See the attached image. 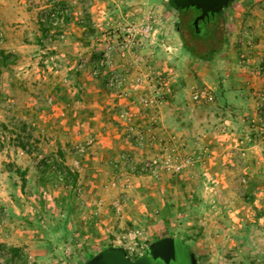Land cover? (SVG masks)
Listing matches in <instances>:
<instances>
[{
  "label": "rangeland",
  "instance_id": "1",
  "mask_svg": "<svg viewBox=\"0 0 264 264\" xmlns=\"http://www.w3.org/2000/svg\"><path fill=\"white\" fill-rule=\"evenodd\" d=\"M62 2L70 6L68 20L75 16L84 27L85 42L71 43V46L77 51L78 46L86 47L85 52L94 60L92 64L90 59L80 58L75 65L76 74L88 67L89 79L101 77L103 89L121 99L116 103L128 105L123 99H130L129 107L135 113L132 124L144 137L141 144L131 141L137 146L138 154L128 151L110 157L107 167L110 173L102 184L114 191L106 198L104 191L107 190H102L95 198L98 189L88 186L92 180L98 183L102 178L99 167L91 164L85 166V173L78 171L80 160L89 154L91 142L79 131L83 125L79 126L75 116L61 113L80 109L68 106L51 111L53 99L59 101L63 95L60 89L46 97L44 91L48 90L49 81L38 80L33 75L21 78L18 74L32 64L42 75L61 67L59 54L65 51L62 47L68 45L54 42L67 40V25L61 36L46 17L48 8L39 12L35 22L48 31L39 40L36 31L28 34L24 33L27 29H23L18 45L23 47L33 42V49L28 51L31 57L19 59L0 72V206L5 211L0 221V243L22 248L24 258L16 264H82L111 244L126 247L135 257L150 242L171 234L190 245L199 264H264V104L254 116H246L245 129L252 128L255 133L252 139L237 137L236 143L231 140L233 143L216 144L215 148L207 149L210 154L205 153L206 149L194 147L188 138L184 140L181 136L178 142V128L171 129V135L164 139L161 148L146 153L154 134L150 130L152 139L147 138L140 120L144 115H151L152 108L158 110L169 101H184L194 108V115H202L205 103L191 98L194 90L208 87L207 83L200 82V76L215 72L216 77L221 78L222 70H231L230 65L236 73L244 71L245 54L241 56L237 51L231 54L233 57L226 54L231 43L241 45L233 37L236 23L229 20V13L236 11V4L223 10L220 50L205 59L186 45L182 34L185 17L169 0H74L78 6L76 12L73 3ZM191 16L186 14V20ZM237 30L236 37L241 35V30ZM0 31L3 34L1 46L8 51L17 46L8 41L2 28ZM199 38L196 45L203 50L205 45ZM36 42L40 44L37 47ZM101 58L103 66L98 65ZM226 58L231 60L224 63ZM263 59L264 55L261 63ZM76 74L68 82L66 89L70 91L64 93L71 102L82 98L75 90ZM112 74L117 75L118 81L116 86L110 87L107 79ZM31 87L41 91L44 110L57 113L63 124L58 122L57 125V121L32 124L27 118L31 116L29 106H19L23 101L24 105L28 103L20 90L29 94ZM142 94L151 97L150 105L139 104ZM59 105L55 103L54 107ZM16 120L25 121L33 135L37 128L44 131L40 132L41 138L45 135L39 140L42 143L33 144L32 154L18 152L12 141L19 131ZM213 124L215 126L216 121ZM125 127L122 126L123 132ZM58 134L69 141L68 152L74 156L71 162L43 149L44 142ZM192 150H197L199 155L191 153ZM163 153L174 155V161H189L180 170L168 169L161 162ZM22 157L34 168L41 164L45 172L22 170L18 164ZM49 157L55 159L56 166L47 160ZM153 159H157L156 164L147 167L146 163ZM60 161L70 167L71 174L65 173L58 164ZM61 174L68 182L58 176ZM65 206L73 207L75 213L69 217L73 232L52 236L47 229L51 223L48 217L53 218L54 213ZM2 257L0 253V264L4 261Z\"/></svg>",
  "mask_w": 264,
  "mask_h": 264
},
{
  "label": "crops",
  "instance_id": "2",
  "mask_svg": "<svg viewBox=\"0 0 264 264\" xmlns=\"http://www.w3.org/2000/svg\"><path fill=\"white\" fill-rule=\"evenodd\" d=\"M68 2L71 4L73 3L72 7L74 12H76L78 6L76 3L74 4V0H68ZM235 4L236 11H231L229 13V20L230 22L236 23L234 30L236 35L238 32L237 29L241 30V35L238 37L233 33L234 39L241 43V45L231 43L228 53L226 54L230 57L236 53V51L238 54L240 53L241 56L245 54L247 58L243 59L244 65L242 66V70L244 71L242 73H236L230 65V68H227L231 70H222L221 76L223 77L221 78L216 77L215 72H209L208 74L203 73L200 76V82L207 83L208 87L213 90L215 97L214 101L204 104L203 108L206 111L204 110L202 115H194V108L191 104H189L190 106L186 105L184 101H169L170 103L168 102L161 105L158 110H156V107L152 108L153 111L151 115H144L145 117L140 119L146 130L147 138H150V132L154 134V141L150 142V147L145 149L146 153L152 152V150L155 151L158 147L161 148L164 139H167L168 136L171 135V129L175 128L180 129L179 132H176L179 135L178 142H180L181 136L184 137V140L188 138L193 142L194 147H201L203 150L206 149V154H210L207 152V149H210L211 146L214 147L216 144H221L222 146V143H233L231 140L236 143L237 137H254L255 133L252 132V128L245 129V120L247 115L250 117L251 115L254 116L255 112L261 110V106L264 104V74L261 72V57L264 55V1L233 0L224 9H230L231 5L233 6ZM48 6L49 0H0V28L4 30L5 36L9 42H15L17 44V46L15 45L9 50L16 53V61L19 59L21 61L23 58H27V56L30 58L31 53L28 51L33 49V46H31L33 42L23 47L18 45V43L21 42L20 38L22 39L23 36V29L26 28L28 31L24 30V33L28 32V34H31L32 30L36 31V34L39 35V40H41V36L48 31L35 22V17L39 12L41 13V11L48 8ZM33 23H35V26ZM81 25L78 19L72 16L67 23V40L61 41V43L60 41L54 42V44L67 43L68 45L62 47L65 51L59 54L62 58L60 69L54 72L47 71L48 73L42 75L39 73V69L36 71L32 64L31 68L27 67L18 74L21 78H27L33 75L38 80L44 82L49 81L51 84L47 87L48 90L44 91V93H47L46 97H48V94H53V92L60 89L63 95L60 97L59 101L53 99L55 102L52 104L51 111L59 108L67 109L68 106H70L71 109L75 107L80 109L61 112L75 116L79 126L81 127V125H83L79 131L86 139L89 138L90 140V138H92L89 154L84 160H80V169L78 171L85 173V166H91V164L99 167L97 170L101 173L102 178L98 183L94 182L96 180H92L91 185L88 187L98 189V191L94 193L95 198L98 197L96 194H101L102 190H107L104 191V195L106 198H109L114 190L110 186H105L107 188H104L102 183L104 182V178L106 179L110 173V170L107 169V167L110 166V157H117L128 151L136 153L138 148L133 142L125 141L121 138L123 134L122 126L125 120L114 110V103H120L121 99L118 97L114 98L112 94L103 89V79L101 77L96 76L94 79H89L88 67H85L84 70H79L76 74L77 68L75 69V65L80 61V58L85 61L90 59L85 52L86 47L78 46L79 51H77L71 46V43L73 45L75 43L82 44V41L85 42V38L83 37L84 27ZM26 38L29 39V37ZM34 45L37 47V45L39 46L40 44L36 42ZM20 48H22V51H20ZM241 48L244 52H241ZM230 60L231 58H226L224 59V63ZM90 61L93 64L94 60L90 59ZM25 64H27V62H25ZM49 72L53 73L49 75ZM75 74L77 77V88H75V90L82 98L77 102H71L65 98L66 96L64 93L70 91L66 88H68V82L71 81V77ZM40 83L41 82L38 84ZM20 91L21 95L25 96V100L28 103L24 105L26 103H23V101L19 106H29L31 109V116L29 115L30 117L27 118L32 124H39V122L51 124V122L55 121H57V125L58 122L63 124V122L60 121L62 117L57 113L47 109L44 110V100L40 95L41 91L39 89L31 87L29 89V94H26L23 89ZM106 98H108L109 101H107ZM123 101H126L125 103H129L128 105L131 106L130 102L132 101L130 99H123ZM55 103L60 105L54 107ZM214 106L215 108H213ZM47 108L50 109V107ZM222 112L226 114L224 115ZM236 112L239 114L237 115ZM249 116L248 119L250 118ZM153 121L156 125L154 123L151 124ZM215 121L216 127L213 124ZM35 131L34 136L38 140L43 139L45 135L42 134V138L40 136V132H44L43 129L37 128ZM150 139H152V137ZM68 142L66 136L58 134V136L54 138H48L43 144V149L55 155L60 148L63 152L62 158L71 162L74 156L68 152ZM40 143L42 142L39 141V144ZM17 150L18 152L21 150L22 152L20 153H26L20 147H18ZM190 152L194 155L198 153L197 150H192ZM206 163H211V161L206 160ZM18 164L22 170L27 169V171L31 173L38 169L37 167L34 168V165L26 161L23 157L22 162ZM165 202L166 200L164 204ZM78 210L79 209L76 208V211ZM73 214H75L73 213V207L71 209L65 206L64 209H59L55 212L53 218L48 217L51 223L47 225V229L52 236L70 235V233L73 232L71 228L74 227L69 222V217ZM149 220L150 219H148V222Z\"/></svg>",
  "mask_w": 264,
  "mask_h": 264
},
{
  "label": "trees",
  "instance_id": "3",
  "mask_svg": "<svg viewBox=\"0 0 264 264\" xmlns=\"http://www.w3.org/2000/svg\"><path fill=\"white\" fill-rule=\"evenodd\" d=\"M169 2L179 11L181 16L184 15L183 17H185V20L182 21V34L184 36V39L187 41L186 45L188 46V48L192 50L197 56L203 57L205 59H210L220 50V46L222 44L221 18L224 9L218 13L209 15L205 19L199 20L198 26L196 27L194 25V19L200 12L198 9L192 6L189 8H177L172 0H169ZM188 13L192 16L186 20V14ZM197 38L204 42L205 49L200 50L197 47ZM2 41L3 34L0 31V72L3 67L10 65L17 60L16 53L7 51L1 46ZM261 72L264 74V59L261 63ZM16 124L19 126V131H16V134L14 135V137H12L14 145L20 147L26 153L32 154V146L33 144L39 142V140L33 135L28 127V124L25 121L16 120ZM53 156H58L62 159V150L59 148L56 154ZM41 162L44 163L45 160ZM58 164L61 165L63 170H65V173H72L70 167L65 165L63 161H60ZM37 167L42 173L45 172V169L41 166V164H38ZM62 178L64 182H68V178ZM4 217V208L0 206V221H2ZM0 253H2L3 256V264H16L17 260H21L24 258L22 248L19 246H7L4 243H0Z\"/></svg>",
  "mask_w": 264,
  "mask_h": 264
},
{
  "label": "water",
  "instance_id": "4",
  "mask_svg": "<svg viewBox=\"0 0 264 264\" xmlns=\"http://www.w3.org/2000/svg\"><path fill=\"white\" fill-rule=\"evenodd\" d=\"M177 8L195 7L200 12L194 19L199 20L223 10L233 0H172ZM82 264H198V257L190 245L175 235L158 238L148 244L144 251L131 257L124 246L108 245Z\"/></svg>",
  "mask_w": 264,
  "mask_h": 264
},
{
  "label": "built area",
  "instance_id": "5",
  "mask_svg": "<svg viewBox=\"0 0 264 264\" xmlns=\"http://www.w3.org/2000/svg\"><path fill=\"white\" fill-rule=\"evenodd\" d=\"M46 17H48L51 20V22L53 23V25H55V27H57L59 32H61L60 35L64 36L65 27L69 21L68 19L71 17L70 6L68 4L62 2V0H49V6H48V9L46 11ZM42 20H44V19H42ZM103 64H104V59L101 58L98 65L103 66ZM117 81H118V79H117L116 74H112L107 79V83L110 87L116 86ZM191 98L194 101H198V102L204 104V103H210V102L214 101L215 97H214V92L212 89H210L209 87H200L199 89H196L192 92ZM151 101H152L151 97H148L145 94L140 95L139 104H141L142 106L150 105ZM114 110H115V112H117L119 114V116H121L124 120H126L125 121L126 123H124V126L126 125L125 131L122 134L123 140L130 141V142L135 140V141H138L137 143L141 144L142 139L144 137V133H141L140 130H136L135 125L132 124L133 116L135 113L131 110L129 105H119L118 103L115 102ZM89 142H92V140L90 139ZM80 148H82V147H80ZM47 160L51 161L52 165L56 166L55 165L56 163H54V159L52 157H49ZM188 161H189V159L188 160L183 159L180 161H174V155H172L170 153H163L161 162L165 168H168V169L175 168L176 170H180L183 166L186 165V163ZM156 162H157V159H153L151 161H148L146 163V165H147V167L154 166L156 164ZM58 176L63 180L62 174L58 175ZM124 248L126 249L127 253L131 256V251H129V249H127L126 247H124ZM141 253H139V254H141ZM131 257H133V256H131Z\"/></svg>",
  "mask_w": 264,
  "mask_h": 264
}]
</instances>
